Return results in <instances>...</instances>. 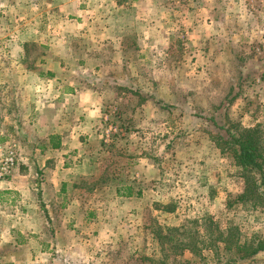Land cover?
<instances>
[{
    "label": "rangeland",
    "instance_id": "374dc122",
    "mask_svg": "<svg viewBox=\"0 0 264 264\" xmlns=\"http://www.w3.org/2000/svg\"><path fill=\"white\" fill-rule=\"evenodd\" d=\"M152 1L151 25L169 28L171 39L162 50H98L91 59L103 99L96 138L61 155L66 183L55 206L36 229L15 223L11 238L30 246L4 249L14 260L4 264H220L228 256L264 264V250L239 260L235 248L204 247L221 230L240 246L264 241V208L238 199L242 169L212 139L219 126L257 125L264 137V0ZM85 2L77 9L88 15L109 9ZM45 36L52 45L51 28ZM33 45L26 50L52 48ZM19 49L0 40V50ZM120 185L141 194L119 196Z\"/></svg>",
    "mask_w": 264,
    "mask_h": 264
},
{
    "label": "crops",
    "instance_id": "0c3cea01",
    "mask_svg": "<svg viewBox=\"0 0 264 264\" xmlns=\"http://www.w3.org/2000/svg\"><path fill=\"white\" fill-rule=\"evenodd\" d=\"M85 1L89 5L90 0ZM93 2L109 7L104 16L78 11L77 0L4 1L11 19L0 18V40L17 43L20 49L0 50V146L14 145L17 153L11 176L0 183V264L14 261L4 249L24 245L9 234L15 223L31 221L36 229L44 221L39 220L42 212L55 206L66 183L61 155L96 138L103 99L94 87L99 62L91 59L98 50H162L171 39L169 28L151 25L152 0ZM142 6L151 15L142 14ZM49 28L52 45L45 36ZM33 43L52 48L26 50ZM86 71L87 80L82 77ZM25 243L28 249L30 241Z\"/></svg>",
    "mask_w": 264,
    "mask_h": 264
},
{
    "label": "trees",
    "instance_id": "16d2710c",
    "mask_svg": "<svg viewBox=\"0 0 264 264\" xmlns=\"http://www.w3.org/2000/svg\"><path fill=\"white\" fill-rule=\"evenodd\" d=\"M212 139L216 146L222 152H227L234 163L242 169L244 187L238 199L249 202L253 207L264 208V137L259 133L257 125L247 128L238 126L233 131L219 126ZM117 193L119 196L132 197L139 196L141 191L134 193L131 185H120ZM172 209L170 208V211ZM170 230L173 231L176 228H170ZM234 235L229 230H221L204 247L216 252L220 250L231 252L235 248L237 251H242L239 260L248 259L264 250V241L240 246L234 244ZM225 260L220 264H231L234 261L232 256L226 257Z\"/></svg>",
    "mask_w": 264,
    "mask_h": 264
},
{
    "label": "built area",
    "instance_id": "2783aa9c",
    "mask_svg": "<svg viewBox=\"0 0 264 264\" xmlns=\"http://www.w3.org/2000/svg\"><path fill=\"white\" fill-rule=\"evenodd\" d=\"M17 161L14 145L0 146V183L11 176Z\"/></svg>",
    "mask_w": 264,
    "mask_h": 264
}]
</instances>
